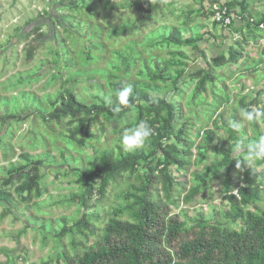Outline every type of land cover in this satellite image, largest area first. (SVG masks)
<instances>
[{"label": "rangeland", "instance_id": "374dc122", "mask_svg": "<svg viewBox=\"0 0 264 264\" xmlns=\"http://www.w3.org/2000/svg\"><path fill=\"white\" fill-rule=\"evenodd\" d=\"M263 14L264 0H0V117H14L0 120V193L7 195L0 198V264H66L62 255H80L110 219L132 222L130 195L140 185L141 162L109 179L104 198L88 212L65 199L80 193L78 169L88 172L131 153L120 145V133L141 120L161 126L170 104L180 115L173 131L185 130V145L171 142L179 152L174 157L188 167L169 168L177 181L170 188L154 172V195L186 226L201 214L210 227L238 231L242 223L226 219L225 169L203 186L212 180L206 168L221 159L205 131L232 151L231 121L241 120L249 140L264 134V122L255 128L240 116L242 108L264 105V25L253 26ZM172 30L180 44L169 41ZM33 42L29 59L24 47ZM229 50L239 54L235 62L227 60ZM204 71L210 80L199 91ZM115 85H132L129 100L148 101L120 105L126 116L117 122L49 118L51 102L66 91L85 105L117 103ZM150 147L148 141L138 149ZM24 165L35 167L39 180L29 195H18L19 183L5 186L4 179ZM263 168L264 162H245L234 171ZM257 184L259 199L243 203L244 213L264 210V173ZM62 219L87 226L57 238Z\"/></svg>", "mask_w": 264, "mask_h": 264}, {"label": "trees", "instance_id": "16d2710c", "mask_svg": "<svg viewBox=\"0 0 264 264\" xmlns=\"http://www.w3.org/2000/svg\"><path fill=\"white\" fill-rule=\"evenodd\" d=\"M137 10H144L142 6L130 5ZM232 4L228 3L227 8ZM228 15L223 16V18ZM223 20V19H222ZM264 14L262 19L254 23L255 29L263 28ZM36 34V30L33 31ZM41 35H36L39 40ZM169 41L173 44H180V33L172 30ZM36 42V41H35ZM33 42L26 45L27 57L32 58L37 45ZM239 54L229 50L228 58L230 62H235ZM161 71L158 70L156 77L161 78ZM210 80L208 72H203V77L197 85L200 91L203 89L204 82ZM120 89L115 85L114 93ZM179 98V95H175ZM146 97L136 96L134 100H142ZM52 110L49 118L57 121L70 119L72 121L88 123L97 121L100 117L109 121H120L125 119L126 109L114 112L112 109L117 103H104L85 105L78 102L72 93L66 91L65 95L58 96L51 102ZM120 107V106H119ZM179 109L177 105H168L166 119L161 126L151 125L156 132L150 139V149L144 152L136 149L131 153L120 155L118 159L95 167L91 171L78 169L76 183L80 187V193L70 195L66 202L76 204L88 212L101 201L106 193L109 179H114L122 174L123 171L136 164L142 163L143 173L140 185L134 188L135 194H131L132 202V222L110 219L101 230L97 241L84 249V251L73 257L62 255L66 264H264V210L259 215L250 212L244 213L241 205L248 201H257L258 180L262 179L264 168L260 172L246 170L242 174L234 171L236 165L242 159L233 157V151L224 141L216 140L212 131H205V139L208 143L215 142L214 151L221 156L218 163L207 167L211 174V181L203 184L204 187L212 186L218 180L219 169H225L226 182L224 185L225 199L229 205L226 219L242 223L238 230L227 228L210 227L206 225L201 214H198L196 221L191 226H186L185 221H179L178 216L171 214L170 208L162 203L154 195L157 185V178L154 172L160 175L161 182L170 188L177 183L169 171L172 165L177 168L186 169L188 165L182 160L174 157L179 152L175 149V143L185 145V130L178 128L173 131V127L179 120ZM14 117H0V120L9 121ZM139 122V120H138ZM256 128V122H250ZM152 124V123H151ZM225 126V123H223ZM222 124V125H223ZM167 141L162 143V141ZM186 155H189L186 154ZM27 160L26 156L21 157ZM154 164V165H153ZM243 165H241L242 167ZM102 177L99 187H95V180ZM39 174L32 165L14 167L6 172L4 185L10 186L13 182L19 183L15 188L18 195H29L37 186ZM169 193V190H167ZM235 192V194H234ZM7 195L0 193V198ZM188 197H186L187 199ZM185 199V202L187 200ZM172 203L175 201L171 200ZM62 227L58 231V237L71 232V228L79 229L87 223L78 221L69 226L67 221L62 219ZM85 222V219H84Z\"/></svg>", "mask_w": 264, "mask_h": 264}, {"label": "clouds", "instance_id": "9594fccd", "mask_svg": "<svg viewBox=\"0 0 264 264\" xmlns=\"http://www.w3.org/2000/svg\"><path fill=\"white\" fill-rule=\"evenodd\" d=\"M132 94V85L119 89L116 93L117 106L112 110L119 112L120 105L128 106L129 97ZM240 116L243 121L264 122V105L242 108ZM229 126L233 132L237 133V139L233 144V151L244 154V160L236 165V167H241L245 162L249 164L257 161L264 162V134H261L258 139L249 140L242 132L241 120L231 121ZM154 135H156L155 129L147 121L141 120L135 127L126 128L120 133L119 143L124 151L133 152L144 146Z\"/></svg>", "mask_w": 264, "mask_h": 264}, {"label": "built area", "instance_id": "2783aa9c", "mask_svg": "<svg viewBox=\"0 0 264 264\" xmlns=\"http://www.w3.org/2000/svg\"><path fill=\"white\" fill-rule=\"evenodd\" d=\"M211 1H212V0H211ZM219 20H220V19H219ZM219 20H218V21H219ZM234 194H235V192H234Z\"/></svg>", "mask_w": 264, "mask_h": 264}]
</instances>
